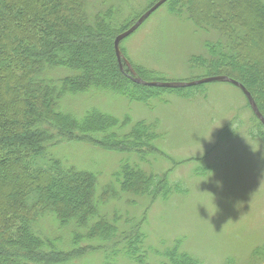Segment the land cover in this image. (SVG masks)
Returning a JSON list of instances; mask_svg holds the SVG:
<instances>
[{"label":"trees","instance_id":"trees-1","mask_svg":"<svg viewBox=\"0 0 264 264\" xmlns=\"http://www.w3.org/2000/svg\"><path fill=\"white\" fill-rule=\"evenodd\" d=\"M166 9L218 32L222 39L207 42L210 55L194 64L205 77L241 82L264 115V0H172ZM121 10L116 2L92 15L88 0H0V264H80L93 252L109 264L115 255L143 264H203L181 248L183 238L150 248L141 225L121 228L101 211L110 198L170 196L178 187L169 183V172L161 180L164 174L122 159L114 180L99 187V173L66 154L67 146L80 145L134 152L146 161L144 149L157 138L156 121L133 120L130 112L117 116L100 102L77 111L64 106L69 97L111 94L146 103L160 92L183 90L142 85L128 68L121 70L114 49L124 31L118 32ZM137 73L165 81L153 71ZM45 219L68 228L67 245L57 232L49 236ZM149 251L161 260L147 263ZM253 256L264 259L262 246Z\"/></svg>","mask_w":264,"mask_h":264},{"label":"rangeland","instance_id":"rangeland-1","mask_svg":"<svg viewBox=\"0 0 264 264\" xmlns=\"http://www.w3.org/2000/svg\"><path fill=\"white\" fill-rule=\"evenodd\" d=\"M156 1L88 0V11L92 15L103 12L116 2L122 9L117 18L123 27L120 32ZM170 2L163 3L120 42L122 58L117 61L122 71L129 69V63L136 73L140 68L153 71L165 81L205 77L206 72L194 59L210 55L206 43L222 37L216 31L196 27L188 18L169 14L166 8ZM182 89L160 92L147 104L111 94L69 97L64 106L77 111L90 102H100L117 116L130 112L133 120L156 121L157 138L151 142L152 148L144 149L146 161H140L134 152L80 145L67 146L66 154L70 161L96 170L99 187L114 180L112 174L122 159L140 163L159 176L169 172V183L178 187L170 196L153 201L132 196L130 201L125 195L110 198L101 206L103 215L121 228L132 226L130 230H135L141 225L150 248L163 249V245L183 238L181 248L203 264H225L229 258L236 264H264L261 256H253L257 248L264 249V130L235 86L217 82ZM115 216L120 219L114 220ZM44 226L50 237L57 232L63 245L69 243L68 228L59 230L51 220ZM147 255V263L161 260L151 251ZM114 257L113 264H143ZM78 262L109 264L101 252Z\"/></svg>","mask_w":264,"mask_h":264},{"label":"water","instance_id":"water-1","mask_svg":"<svg viewBox=\"0 0 264 264\" xmlns=\"http://www.w3.org/2000/svg\"><path fill=\"white\" fill-rule=\"evenodd\" d=\"M166 1L167 0H158L145 13H143L139 17V19L131 27H129L127 30H125L124 32H122L116 36V38L114 40V48H115L116 56H117V59L119 62L121 61V58H122V53H121L120 46H119L120 42L124 38H126L127 36L132 34L134 31H136L142 25L144 20L147 19L151 15L152 12L157 10ZM127 65L130 68L132 80L134 82H137V83L142 84V85H147V86L180 88V87H190V86L199 85V84L208 83V82H213V81L231 83V84L235 85L236 87H238L239 89L242 90V92L244 93V95L246 96V98L249 102V105H250L253 113L261 121V123L264 125V115L260 112V110H259L253 96L249 92V90L241 82H239V81H237V80H235V79H233L227 75L209 76V77H204V78H201L198 80H193V81H188V82L146 81L143 78L136 75L135 71L131 68L129 63H127Z\"/></svg>","mask_w":264,"mask_h":264}]
</instances>
